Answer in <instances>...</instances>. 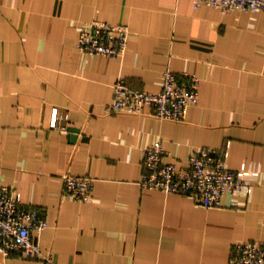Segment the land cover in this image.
Returning <instances> with one entry per match:
<instances>
[{
    "label": "crops",
    "instance_id": "1",
    "mask_svg": "<svg viewBox=\"0 0 264 264\" xmlns=\"http://www.w3.org/2000/svg\"><path fill=\"white\" fill-rule=\"evenodd\" d=\"M93 20L129 26L123 57L78 49L81 26ZM168 69L201 81L185 122L104 114L119 77L159 92ZM159 141L179 166L198 149L222 150L227 167L251 183L249 195L207 209L143 188V151ZM68 173L95 179L92 201L63 193ZM1 185L47 210L37 237L57 264H231L236 243L264 245V10L223 13L195 0H0ZM0 264L45 262L14 251L0 252Z\"/></svg>",
    "mask_w": 264,
    "mask_h": 264
},
{
    "label": "built area",
    "instance_id": "2",
    "mask_svg": "<svg viewBox=\"0 0 264 264\" xmlns=\"http://www.w3.org/2000/svg\"><path fill=\"white\" fill-rule=\"evenodd\" d=\"M209 6L229 12H257L264 10V0H195V7ZM130 28L126 24L93 20L80 28L78 49L84 53L110 58L123 57L129 47ZM188 81L171 69L164 72V85L159 92L133 88L128 80L119 77L113 86L112 101L104 114L113 116L151 115L171 122H185L190 108L200 98V79L184 74ZM53 127L59 128L58 111L53 110ZM63 129H66L65 127ZM167 151L161 141L147 146L143 151L144 168L141 186L168 194L189 198L200 207H223L226 195L247 197L251 183L244 173L227 167L222 150L204 147L190 154L185 164L179 166L165 160ZM95 190V179L90 176L66 174L63 193L73 200L90 202ZM233 207V204H230ZM47 210L28 207L18 197L11 185L0 186V252L9 256L19 251L27 258L57 264L52 254L45 253L39 242L48 227ZM231 264H264V245L259 242L236 243L230 254Z\"/></svg>",
    "mask_w": 264,
    "mask_h": 264
},
{
    "label": "water",
    "instance_id": "3",
    "mask_svg": "<svg viewBox=\"0 0 264 264\" xmlns=\"http://www.w3.org/2000/svg\"><path fill=\"white\" fill-rule=\"evenodd\" d=\"M71 131L75 132L76 130H71Z\"/></svg>",
    "mask_w": 264,
    "mask_h": 264
}]
</instances>
